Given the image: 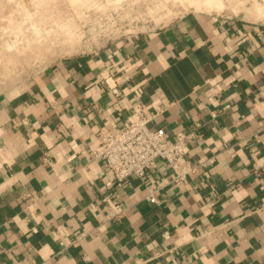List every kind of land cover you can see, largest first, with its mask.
I'll use <instances>...</instances> for the list:
<instances>
[{"label":"crops","instance_id":"0c3cea01","mask_svg":"<svg viewBox=\"0 0 264 264\" xmlns=\"http://www.w3.org/2000/svg\"><path fill=\"white\" fill-rule=\"evenodd\" d=\"M236 5L60 58L0 95V264H264V15ZM137 102L165 108L151 126L169 137L193 133L187 180L157 160L118 182L95 157Z\"/></svg>","mask_w":264,"mask_h":264},{"label":"rangeland","instance_id":"374dc122","mask_svg":"<svg viewBox=\"0 0 264 264\" xmlns=\"http://www.w3.org/2000/svg\"><path fill=\"white\" fill-rule=\"evenodd\" d=\"M221 3L244 8L229 13L264 15L261 0H0V95L14 94L60 58Z\"/></svg>","mask_w":264,"mask_h":264},{"label":"built area","instance_id":"2783aa9c","mask_svg":"<svg viewBox=\"0 0 264 264\" xmlns=\"http://www.w3.org/2000/svg\"><path fill=\"white\" fill-rule=\"evenodd\" d=\"M111 89L116 94L120 93L117 86ZM164 109L158 106L154 111H149L143 102H137L133 107L132 118L122 128L102 132L94 155L105 161L111 175L118 182L134 174L144 175L155 166L157 160H162L172 170V180L175 182L187 180L197 171L198 165L188 157V138L193 133H180L171 138L164 128L151 126ZM211 115L215 117L217 112L213 111ZM212 161L213 158H209L202 164ZM149 199L156 201L154 195Z\"/></svg>","mask_w":264,"mask_h":264}]
</instances>
